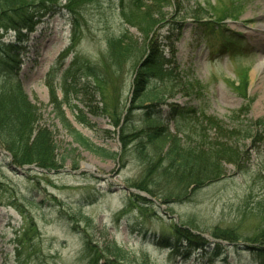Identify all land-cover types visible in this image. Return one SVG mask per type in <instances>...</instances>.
Returning <instances> with one entry per match:
<instances>
[{
	"label": "rangeland",
	"instance_id": "374dc122",
	"mask_svg": "<svg viewBox=\"0 0 264 264\" xmlns=\"http://www.w3.org/2000/svg\"><path fill=\"white\" fill-rule=\"evenodd\" d=\"M136 1H85L75 5V17L62 8L48 14L23 33L25 53L14 78L0 74V92L19 85L52 133L58 159L64 158L56 171L14 166L0 146V264H87L86 253L101 252L110 243L129 254L130 264H259L242 247L264 230V141L244 144L249 162L241 171L224 165V178L183 196V182L161 180V171L153 172L157 166H150L148 178V165L136 153L138 143L129 137L130 144L122 147L119 135L122 126L125 132L145 131L158 114L170 133L180 129L185 149L202 142L212 146V131H201L191 115L171 121L172 107L197 110L229 130L245 120L264 123V32L257 34L264 31V17L257 14L264 0L165 2L164 19L150 36L155 41L166 37L164 61L173 62L162 79L146 87L157 88L156 96L132 102L134 71L148 41L140 32L146 20L131 18ZM126 34L134 48L117 66L107 42ZM1 39L7 45L17 41L13 33ZM51 89L70 126L115 156L97 157L73 143L55 117ZM73 106L90 127L77 122ZM244 106L246 118L232 120ZM143 181L154 193L171 197L162 200L138 190ZM175 226L219 244L220 251L210 246L180 257L156 247V236L169 235ZM215 232L231 233L236 242L216 240Z\"/></svg>",
	"mask_w": 264,
	"mask_h": 264
},
{
	"label": "trees",
	"instance_id": "16d2710c",
	"mask_svg": "<svg viewBox=\"0 0 264 264\" xmlns=\"http://www.w3.org/2000/svg\"><path fill=\"white\" fill-rule=\"evenodd\" d=\"M85 1L92 0H0V39L1 35L7 31H13L17 37L15 44L4 45L0 42V74L6 75L7 80L9 78L11 81L14 78L12 74L18 73L19 56L25 53V48L20 46L23 41L21 31H32L44 17L48 14L58 13L60 8L67 10L70 15L73 14L75 17L78 14L77 10H74L75 5ZM61 2H65V5L61 6ZM165 2L170 4L171 1L137 0L133 8L134 11L131 13L132 19L136 14L140 15L143 21L146 20L147 25H144L140 32L146 34V37L148 36V41H145L143 45L145 56L142 54L144 58L134 71L132 102L148 100L156 96L157 88L153 92L147 91L146 87L152 80L162 79L165 76L166 68L170 67L173 62V60L164 61L163 56L166 50L163 47L166 44L164 41L166 37L155 41V38L150 36L154 28L164 19L161 18V15ZM149 19L156 20L150 22ZM143 21L138 20L139 25H143ZM127 36L126 34L120 38L109 39L107 42L109 57L117 63V66L130 58L129 54L134 48L131 37ZM169 53L172 59L174 53L173 51ZM87 73L89 77L98 80L94 70L87 69ZM50 104L56 119L72 138L73 143L97 157L110 158L114 155L94 145L70 126L62 111V104L57 100L52 89ZM71 109L76 112L75 118L80 125L91 126L81 110L75 106ZM190 110H176L172 107L169 118L174 122L177 121V118L184 120L183 117L188 118L191 115L192 118L189 120L201 126V131H212L215 137L212 146L202 142L200 145H194L191 149H185L183 146L184 136L180 129L175 134L170 133L163 126V120L158 114L149 119L151 124L145 131L129 130L125 132L122 126L119 135L122 147H127L130 142L138 143L136 153L141 155L143 164L148 165L146 171L148 178L152 173L150 166L153 165L155 168L157 166L153 172L160 170L161 180L183 182L185 186L183 196L187 195L190 190H198L207 183L217 182L224 178V165H232L237 172L241 171L245 168L244 165L249 162L244 144L250 142L253 146L257 141L260 144L264 141V123L245 120L242 122L246 123L244 126L240 125L229 130L221 121L199 114L197 110ZM38 111V107L26 99L19 85L11 84L8 89L2 90L0 92V146L11 155L14 166L35 165L44 170L56 171L63 167L64 158L58 159L53 135L47 127L41 124ZM247 112V107H242L234 114L235 117H232V120L237 121L240 116L246 118ZM178 122L176 124H180ZM118 125L119 121H116L114 126ZM138 136L140 137L138 138ZM128 139L131 141L128 142ZM206 139H208L207 136ZM147 147L152 154L148 153ZM135 187L151 197L159 196L162 200L171 197L170 193L164 195L160 191L159 194L154 193L150 189L151 184L147 185L145 181L138 183ZM262 202L260 213L264 214V197ZM232 236L233 234H227V232L212 234L214 239L228 243L236 242ZM244 242L247 245L242 248L248 251L256 263L260 264L264 259V230ZM154 245L161 249H167L180 257L189 256L194 250L207 252V248L212 247L214 252L221 249L219 244L209 243L200 234L179 226H175L169 235L156 236ZM86 255L87 264L131 263L128 261L129 254L113 243L105 245L101 252L89 251ZM130 260H132L131 257Z\"/></svg>",
	"mask_w": 264,
	"mask_h": 264
},
{
	"label": "bare ground",
	"instance_id": "6f19581e",
	"mask_svg": "<svg viewBox=\"0 0 264 264\" xmlns=\"http://www.w3.org/2000/svg\"><path fill=\"white\" fill-rule=\"evenodd\" d=\"M257 14L259 15V17H264V10L260 9V11L257 12ZM264 31H261L260 29H257V34L260 35L262 34ZM263 65L258 66V69H261Z\"/></svg>",
	"mask_w": 264,
	"mask_h": 264
}]
</instances>
